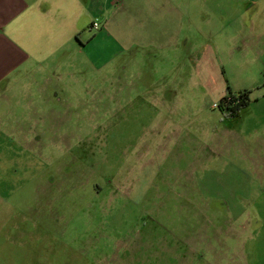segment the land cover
Segmentation results:
<instances>
[{
    "label": "rangeland",
    "instance_id": "obj_1",
    "mask_svg": "<svg viewBox=\"0 0 264 264\" xmlns=\"http://www.w3.org/2000/svg\"><path fill=\"white\" fill-rule=\"evenodd\" d=\"M106 4L101 15L88 3L87 50L62 78L37 76L40 114L25 82L12 112L0 109V264H181L185 221H264V60L205 52L203 71L222 84L209 91L189 50L143 46L149 19L139 27L128 3ZM244 90L248 106L230 117L221 99ZM212 244L193 264L217 261Z\"/></svg>",
    "mask_w": 264,
    "mask_h": 264
},
{
    "label": "crops",
    "instance_id": "obj_2",
    "mask_svg": "<svg viewBox=\"0 0 264 264\" xmlns=\"http://www.w3.org/2000/svg\"><path fill=\"white\" fill-rule=\"evenodd\" d=\"M106 1L0 0V109L6 108L10 93L25 82L21 96L25 106L34 114L41 113L49 93L39 89L42 80L37 76L62 78L60 67L70 66L75 50H87V40L82 35L87 32L88 3L90 11L102 15L107 11ZM123 1L128 3L126 8L133 17L144 19L139 27L148 19L152 23L147 31L151 40L141 44L170 51L180 58L182 49L189 50L186 58L192 59L193 77L200 84L206 83L209 91L220 90L222 84L218 74L203 71L205 52L212 54L216 63L221 49L234 56L241 53L242 59L252 54L253 60H264V0ZM156 18L162 19L164 28H152ZM200 19L207 20L201 25ZM202 44H209V49ZM214 82L219 84L214 86ZM31 85L38 88L28 90ZM5 121L6 117L0 116V122ZM179 231L181 264H193L206 246L215 250L212 243L216 239L223 250L220 255L215 252L217 261L212 264H253V260L254 264H264V221H185Z\"/></svg>",
    "mask_w": 264,
    "mask_h": 264
},
{
    "label": "trees",
    "instance_id": "obj_3",
    "mask_svg": "<svg viewBox=\"0 0 264 264\" xmlns=\"http://www.w3.org/2000/svg\"><path fill=\"white\" fill-rule=\"evenodd\" d=\"M250 91L244 90L240 91L238 95H233L228 92L221 99V107L223 112L228 114L230 117L237 118L240 116L241 111L248 106L250 102Z\"/></svg>",
    "mask_w": 264,
    "mask_h": 264
},
{
    "label": "built area",
    "instance_id": "obj_4",
    "mask_svg": "<svg viewBox=\"0 0 264 264\" xmlns=\"http://www.w3.org/2000/svg\"><path fill=\"white\" fill-rule=\"evenodd\" d=\"M95 25H97V23H95ZM214 106H215V107H217L218 105H217V104H215Z\"/></svg>",
    "mask_w": 264,
    "mask_h": 264
}]
</instances>
